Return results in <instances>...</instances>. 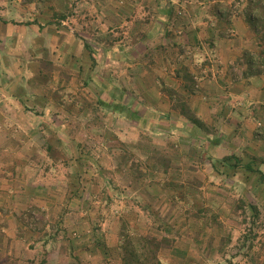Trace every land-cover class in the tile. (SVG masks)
<instances>
[{
  "label": "rangeland",
  "instance_id": "1",
  "mask_svg": "<svg viewBox=\"0 0 264 264\" xmlns=\"http://www.w3.org/2000/svg\"><path fill=\"white\" fill-rule=\"evenodd\" d=\"M5 1L20 14L0 5V264H123V231L167 236L163 264H264V95L229 104L241 122L188 129L158 109L163 91L195 115L174 87L151 81L145 100L118 64L87 69L82 47L99 49L77 20L41 24L34 0ZM100 27L101 47L128 50V24Z\"/></svg>",
  "mask_w": 264,
  "mask_h": 264
},
{
  "label": "crops",
  "instance_id": "2",
  "mask_svg": "<svg viewBox=\"0 0 264 264\" xmlns=\"http://www.w3.org/2000/svg\"><path fill=\"white\" fill-rule=\"evenodd\" d=\"M216 1L34 0L32 13L28 14L32 15L30 20L41 24L45 21L77 20L80 23L76 27L79 36L86 40L87 46L93 42L99 49L90 52L82 47L80 55L89 64L87 69H114L118 64L121 70L129 72L127 77L130 81L141 87L142 97L147 101H150L152 89L148 86H151V81L162 88L174 87L183 94L184 101L199 120L223 130L230 124L228 121L239 117L230 108L237 99L243 98V94L250 95V98L255 94L264 95V66L258 68V46L255 36L249 32L246 18L239 15L229 19L215 6ZM0 5L5 6L1 7L3 14L9 13L13 18L19 16V9L9 8L5 0H0ZM71 7L75 13L70 12ZM1 22L6 24L3 18ZM89 22L92 23V32L85 27ZM118 22L128 24L125 34L131 42L124 52H117L111 46L101 47L98 39L105 30L100 27L101 23L106 26ZM230 27L236 31L233 36L228 35ZM109 29L112 30L110 25L106 30ZM99 54L105 60H101ZM239 67L243 74L237 72ZM185 71L190 73L193 91L189 90L191 86L184 77ZM220 87L223 89L216 97ZM158 93L161 94L158 109L170 107L163 110L162 113L167 114L165 117H179L187 122L188 129H199L197 124L183 119L180 111L171 109L172 101L163 91ZM238 120L241 122L243 117ZM221 141L216 144V149L223 146L225 140L221 138Z\"/></svg>",
  "mask_w": 264,
  "mask_h": 264
},
{
  "label": "trees",
  "instance_id": "3",
  "mask_svg": "<svg viewBox=\"0 0 264 264\" xmlns=\"http://www.w3.org/2000/svg\"><path fill=\"white\" fill-rule=\"evenodd\" d=\"M250 11L246 18L248 25L259 34V56L258 62L264 66V0H250ZM184 114H187L186 105H182ZM189 122L199 125L200 120L195 115H187ZM224 160L234 159L236 163H241V158L233 156L231 158L224 157ZM226 162V161H225ZM235 166H237L235 164ZM245 167L254 171L250 163ZM261 173V179L264 181V174ZM121 258L123 264H163L159 258V252L167 244L170 239L167 236L158 237L151 235H143L139 233L123 231L120 236Z\"/></svg>",
  "mask_w": 264,
  "mask_h": 264
},
{
  "label": "built area",
  "instance_id": "4",
  "mask_svg": "<svg viewBox=\"0 0 264 264\" xmlns=\"http://www.w3.org/2000/svg\"><path fill=\"white\" fill-rule=\"evenodd\" d=\"M230 3L232 5L231 9V17H236L241 15V6H243L246 2V0H222ZM235 29L233 27H230L228 29V35L233 36L235 34Z\"/></svg>",
  "mask_w": 264,
  "mask_h": 264
}]
</instances>
